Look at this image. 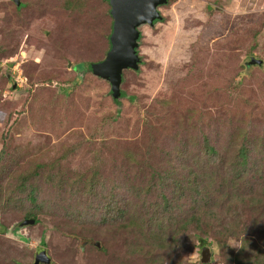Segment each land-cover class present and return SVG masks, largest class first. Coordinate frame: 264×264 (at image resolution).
Wrapping results in <instances>:
<instances>
[{"label":"rangeland","instance_id":"rangeland-1","mask_svg":"<svg viewBox=\"0 0 264 264\" xmlns=\"http://www.w3.org/2000/svg\"><path fill=\"white\" fill-rule=\"evenodd\" d=\"M19 2L0 0V152L15 156L11 174L42 161L53 173L62 171L66 183L39 185L51 213L37 224L0 213V264H32L39 251L50 264H168L165 254L155 257L146 245L134 244V229L99 223L84 187L90 181V191L113 190L137 204L127 187L145 186L143 162L174 164L177 150L192 162L202 136L224 147L240 129L264 142V0L160 4V20L137 28L140 65L124 72L119 102L109 83L89 71L108 46L109 0ZM251 57L262 61L246 65ZM81 62L86 72L80 74L73 65ZM243 66L248 71L241 75ZM67 82L73 89L65 96ZM263 157L262 151L251 156L261 170L254 173L261 187L255 185L252 197L263 203L253 207L245 198L235 204L256 240L264 234V210L258 212L264 206ZM69 213L87 215L65 225ZM233 241L239 243L228 239L229 252L237 250ZM205 247L178 249L175 262L201 264ZM209 261L222 264L216 254Z\"/></svg>","mask_w":264,"mask_h":264},{"label":"trees","instance_id":"trees-1","mask_svg":"<svg viewBox=\"0 0 264 264\" xmlns=\"http://www.w3.org/2000/svg\"><path fill=\"white\" fill-rule=\"evenodd\" d=\"M21 5L23 3L19 4ZM109 7L111 9L110 4ZM160 18L161 14L153 23ZM110 32L111 30L109 34ZM258 36L259 32L254 33L255 38ZM140 38L139 33L137 40ZM107 42V49L100 60L105 58L110 48L109 37ZM138 47L139 41L136 48L137 55ZM139 65L140 62L137 61L136 67L123 69L119 95L114 96L109 87L114 102H119V99L125 96L121 91L124 72L137 70ZM74 67L80 74L86 72L82 62L75 63ZM89 71L92 73L91 69ZM247 71L248 68L243 66L241 75L247 74ZM79 77L80 75L74 80L79 81ZM70 84L67 82V86L61 89L65 96L73 89V83ZM128 97L133 99L132 96ZM231 136L224 147L215 145L205 135L202 136L195 154L191 155L192 162L191 158L187 161L186 152L183 155L179 150L173 154L174 164L168 162L157 166L155 163L143 162L148 169L145 173H141L145 188L141 182L127 187L128 197H136L137 204L130 199L117 196L113 190L106 194L101 190L90 191L94 188L89 181L84 188L88 191L87 196L91 198L92 213L99 215V223H118L128 232L134 229V244L139 248L146 245L150 248L149 253H153L155 257L165 254L164 260L166 259L168 264H179L175 262V253L178 249L193 250L202 243L206 246L202 254L209 252L210 257L216 254L222 264H264V234L260 240L253 238V229L249 226V220L243 219V214L235 209V204L239 200L244 201L245 198V201H250L253 207L255 203H263L252 197L255 185L261 187L260 178L254 173L258 175L261 170L256 168L257 161L251 159V156L261 151L264 154L262 148L264 142H257L258 137L252 138L250 133L243 129H240V132L234 131ZM236 141L239 144L237 147L233 145ZM14 162L15 156L5 153L4 150L0 152V213L15 212L21 221L32 219V224H37L41 220V215L51 213V211L46 212L51 208L49 201V205L43 206L45 201L47 204V200L39 195V185L42 182H49L52 185L64 184L65 174L62 171L59 174L53 173L54 171L50 170L53 165L42 161L35 162V165L30 166L28 170L11 174L9 171ZM179 162L182 164L175 166ZM250 177L254 178L249 179ZM258 210L261 213L264 206H260ZM86 215L79 213L74 216L81 221L80 218ZM74 216L72 213L65 215L64 224L72 223ZM228 239L239 240V243L242 241V247L237 248L236 251H227L225 246ZM193 240L194 244L191 243ZM46 255L49 260L39 264L51 263V258L47 253ZM209 260L201 261V264H211ZM14 264L23 263L17 260Z\"/></svg>","mask_w":264,"mask_h":264},{"label":"water","instance_id":"water-1","mask_svg":"<svg viewBox=\"0 0 264 264\" xmlns=\"http://www.w3.org/2000/svg\"><path fill=\"white\" fill-rule=\"evenodd\" d=\"M13 1L17 5L20 3L19 0ZM165 2L166 0H109L112 17V29L109 35L110 48L105 58L94 62L90 69L93 74L109 82L110 92L114 96L120 94L119 83L123 69L136 67L138 61L136 48L139 37L137 28L142 24L152 25L154 20L160 16L157 7ZM261 61V59L251 57L246 65L260 64ZM32 222V219H26L21 223ZM209 258V252L203 253L201 261L207 262ZM48 260L46 252L39 251L34 255L32 264Z\"/></svg>","mask_w":264,"mask_h":264},{"label":"clouds","instance_id":"clouds-1","mask_svg":"<svg viewBox=\"0 0 264 264\" xmlns=\"http://www.w3.org/2000/svg\"><path fill=\"white\" fill-rule=\"evenodd\" d=\"M230 245L236 248H240L242 247V241L240 243L233 241L232 243H230Z\"/></svg>","mask_w":264,"mask_h":264}]
</instances>
